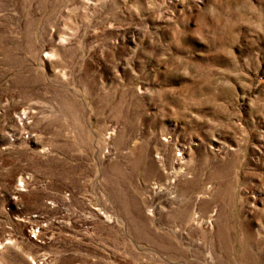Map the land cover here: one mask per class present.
Returning a JSON list of instances; mask_svg holds the SVG:
<instances>
[{
  "label": "rangeland",
  "instance_id": "rangeland-1",
  "mask_svg": "<svg viewBox=\"0 0 264 264\" xmlns=\"http://www.w3.org/2000/svg\"><path fill=\"white\" fill-rule=\"evenodd\" d=\"M0 264H264V0H0Z\"/></svg>",
  "mask_w": 264,
  "mask_h": 264
},
{
  "label": "built area",
  "instance_id": "built-area-1",
  "mask_svg": "<svg viewBox=\"0 0 264 264\" xmlns=\"http://www.w3.org/2000/svg\"><path fill=\"white\" fill-rule=\"evenodd\" d=\"M27 227H28L27 228L28 236L31 239H35L36 240L41 234L43 225L36 224V223L33 222V220H31V222H28Z\"/></svg>",
  "mask_w": 264,
  "mask_h": 264
}]
</instances>
